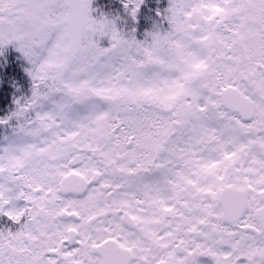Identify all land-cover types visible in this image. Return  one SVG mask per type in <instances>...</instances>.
<instances>
[{"label":"snow or ice","instance_id":"1","mask_svg":"<svg viewBox=\"0 0 264 264\" xmlns=\"http://www.w3.org/2000/svg\"><path fill=\"white\" fill-rule=\"evenodd\" d=\"M93 11L0 0L32 80L0 120V264H264V0H169L144 40Z\"/></svg>","mask_w":264,"mask_h":264},{"label":"trees","instance_id":"2","mask_svg":"<svg viewBox=\"0 0 264 264\" xmlns=\"http://www.w3.org/2000/svg\"><path fill=\"white\" fill-rule=\"evenodd\" d=\"M124 3L126 0H92L93 16L97 18L105 14L110 18H116L119 28L125 32L135 29L134 34L139 40H142L147 33L156 30L158 26L160 30H166L169 27L163 18V13L169 6V0H144L135 20L124 8ZM27 68L28 64L23 55L14 50H7L0 57V114L5 119L10 115L13 107L12 99L16 95L21 98L26 97L30 91ZM15 126V120L0 124V137L9 134L11 137ZM9 226H11L10 221L6 217H0V229Z\"/></svg>","mask_w":264,"mask_h":264},{"label":"rangeland","instance_id":"3","mask_svg":"<svg viewBox=\"0 0 264 264\" xmlns=\"http://www.w3.org/2000/svg\"><path fill=\"white\" fill-rule=\"evenodd\" d=\"M97 18H100V17H97ZM118 25V24H117ZM119 27V26H118ZM148 34V33H147ZM147 36V35H146ZM146 36L142 39V40H144L145 38H146ZM149 39H150V37H148ZM109 43H110V41H109V39L108 38H104V39H102L101 40V45L102 46H108L109 45ZM7 50H14L16 53H19L20 54V52H18L17 50H16V47L14 46V45H9V46H7L6 47V49L4 50V53H3V55L5 54V52L7 51ZM22 54V53H21ZM3 55H0V57H2ZM28 67H29V65H28ZM26 73H27V71H26ZM28 74V73H27ZM29 78H30V76H29ZM1 82V81H0ZM30 85H31V88H30V91H29V93H28V95H26V97H28V96H30L31 95V90H32V80H31V78H30V83H29ZM20 96L19 95H16L15 96V98H13L12 99V104H13V107L11 108V110H10V115H11V113L12 112H14L15 110H16V108H17V103H16V101L17 100H20ZM7 112V111H6ZM3 118L5 119V117H1V114H0V120H3ZM17 123V122H16ZM3 125V124H2ZM13 135H14V133H12ZM13 135L11 136V137H9L10 136V134L8 135V136H3V137H0V148H2V147H4V146H7V144H8V142H9V140L13 137ZM20 206H21V202H20Z\"/></svg>","mask_w":264,"mask_h":264},{"label":"flooded vegetation","instance_id":"4","mask_svg":"<svg viewBox=\"0 0 264 264\" xmlns=\"http://www.w3.org/2000/svg\"><path fill=\"white\" fill-rule=\"evenodd\" d=\"M21 206H23L22 201H21ZM201 260H202V264H212L211 258L204 257V258H201Z\"/></svg>","mask_w":264,"mask_h":264}]
</instances>
